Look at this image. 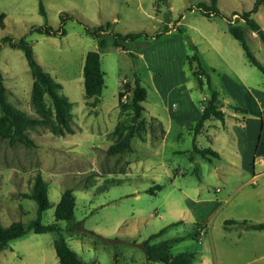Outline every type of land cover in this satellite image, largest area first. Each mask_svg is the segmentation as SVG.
I'll return each instance as SVG.
<instances>
[{
    "label": "rangeland",
    "instance_id": "rangeland-1",
    "mask_svg": "<svg viewBox=\"0 0 264 264\" xmlns=\"http://www.w3.org/2000/svg\"><path fill=\"white\" fill-rule=\"evenodd\" d=\"M199 1L210 0H0V13H5L0 38L26 36L36 60L63 84L74 128L73 133L54 135L46 126H35L28 130L34 141L29 147L0 138L3 225L35 217L34 200L22 193L40 173L51 203L42 214L45 223L54 221L61 192L72 188L74 219L58 223L66 242L87 264H163L147 261L140 243L165 226L156 239L182 237L171 252L192 250L195 263L198 252L209 264H264V232L225 223L230 218L264 221V177L251 182L252 165L255 172L264 169V74L248 62L222 15L244 28L249 48L264 65V43L257 32L231 14L250 9L254 0H217L222 13L211 17L200 12ZM63 12L73 18L61 22ZM252 17L264 30V2ZM107 21L112 32L149 35L128 43L139 55L136 67L127 52L112 45L111 35L99 49L85 32L84 25ZM45 24L61 26L65 34L31 31ZM165 27L160 37H150ZM88 50H100L104 71L96 105L87 103L83 90ZM195 50L205 71L201 86L185 60ZM0 69L6 99L35 116L32 76L22 50L1 44ZM134 70L147 90L144 126L133 136L131 150L109 154L106 149L116 136L111 131L120 120H128L117 92L126 82L132 84ZM211 89L219 92L225 119L211 118L194 132ZM128 96L126 91L122 100ZM230 105L247 112H235ZM170 109L180 117L171 118ZM207 147L218 156L203 155ZM254 156L263 161L253 164ZM155 184L161 189L148 191ZM75 221L82 226L71 231ZM194 228L204 232L193 237L189 233ZM56 236L29 231L12 239L0 250V264H60L53 247Z\"/></svg>",
    "mask_w": 264,
    "mask_h": 264
},
{
    "label": "trees",
    "instance_id": "trees-1",
    "mask_svg": "<svg viewBox=\"0 0 264 264\" xmlns=\"http://www.w3.org/2000/svg\"><path fill=\"white\" fill-rule=\"evenodd\" d=\"M159 1L164 2L165 0ZM263 2L264 0H254L250 9L241 11L233 10L231 14L234 15L235 18L238 17L242 19L252 31L257 32V35L264 43V30L261 28L260 23L252 17V14L257 11L258 6ZM196 6L200 12L207 17L222 13L217 5V0H210L208 3L199 1ZM39 11L46 18V11L42 3H40ZM222 15L226 16L228 20V32L239 42L248 62L256 66L264 74V65L256 58L249 48L244 28L232 20L230 16L224 13H222ZM4 17L5 13H0V27L4 26ZM69 18H73L69 13L63 12L60 14L61 22ZM110 26L111 22L107 21L93 26L84 25V29L87 34L96 39L99 49H103L106 46V36L108 34L111 35L112 45L127 52L132 59L133 66L136 67L139 55L128 47V43L139 37L148 38L149 35L144 32H112V30L109 29ZM31 31L47 35L65 34V29L63 27L53 28L48 24L44 26H32ZM166 31L167 28L162 29V31H158L150 37L156 39ZM3 43L8 44L10 47L21 49L24 54L32 76L30 96L36 115H29L26 111L18 108L6 99V86L4 85L3 74L0 69V138L8 139V142L12 145L21 143L29 147L34 146V141L29 136L28 130L35 126H46L54 135L73 133L71 101L63 91V84L52 77L36 60L32 45L27 40L26 36L23 35L18 39H14L10 35H4L0 38V45ZM100 58V50H88L84 57L82 70L83 90L89 105H96L100 101V95L104 87V71L101 67ZM185 60L186 63H188L191 74L196 78L198 85L201 86L203 84L205 71L201 66L196 50L192 55L186 56ZM207 82H209L208 78ZM124 89L118 90L117 102L121 112L126 113L128 116V120H120L111 131V134L116 136L114 141L109 144L106 149L109 154L131 150V140L133 136L135 133L141 131L144 126V121L142 120L143 111L145 109L143 102L146 99L147 90L142 85L135 70L133 71L132 84L126 82L124 84ZM126 91L129 92V96L127 100L123 101L122 96L126 95ZM222 106L223 104L221 103L219 92L211 89L209 95L204 98L200 115L193 125L194 132L200 131L205 121L211 118L224 121L225 111L222 109ZM230 107L235 112L244 114L247 112V109L243 106L230 105ZM201 152L203 155L211 153L214 156H218V153L209 147L202 149ZM111 182H114V180L112 179ZM104 186L105 184H101L99 187ZM161 187V184H155L149 188L148 191L153 192L154 189H161ZM22 196L34 200L36 204V215L28 222H23L19 219L11 221L8 225H3L0 222V250L3 249L10 240L22 237L29 231L34 233L52 232L57 235L53 239V247L60 264H87L66 242L61 234V226L58 223L59 220L73 221L74 219L75 195L72 188H66L61 192L60 198L54 208V221L48 223L42 221L43 212L51 205L48 198V183L40 173L35 174L29 191L22 193ZM225 223H238L248 229L264 230V221L253 222L246 218L241 220L230 218L226 219ZM81 226L80 221H75L70 225L69 229L72 231L81 228ZM166 228L167 226L162 227L157 232L150 234L140 243L146 260L163 264H196L193 261L194 252L192 250H184L177 253L171 252V245L180 241L182 237L175 236L168 239H156L165 232ZM199 232V230L194 228L189 235L198 237Z\"/></svg>",
    "mask_w": 264,
    "mask_h": 264
},
{
    "label": "crops",
    "instance_id": "crops-1",
    "mask_svg": "<svg viewBox=\"0 0 264 264\" xmlns=\"http://www.w3.org/2000/svg\"><path fill=\"white\" fill-rule=\"evenodd\" d=\"M169 115L171 118H173V117L179 118L180 117L179 114H176V112H173L172 109L169 110ZM261 161H263V159L261 157L255 158V156H254L252 159L253 164H256L257 162L261 163ZM251 169H252L251 180L253 177H255L256 183H254V184H257L258 178L262 179L264 177V169H259V171L255 172V166L254 165H252ZM258 208L261 209L262 207H258ZM258 231H261V233L264 232V230H258ZM195 254L197 256V257H195V259L197 261L196 264H209L205 256H203L202 254H199L198 252H196Z\"/></svg>",
    "mask_w": 264,
    "mask_h": 264
},
{
    "label": "built area",
    "instance_id": "built-area-1",
    "mask_svg": "<svg viewBox=\"0 0 264 264\" xmlns=\"http://www.w3.org/2000/svg\"><path fill=\"white\" fill-rule=\"evenodd\" d=\"M251 182L252 183H255L256 182L255 177L252 178ZM200 231H201V233H203L204 232V229L202 228V230H200Z\"/></svg>",
    "mask_w": 264,
    "mask_h": 264
}]
</instances>
